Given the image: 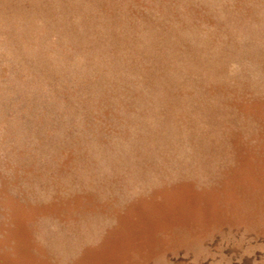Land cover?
<instances>
[{"label":"rangeland","instance_id":"374dc122","mask_svg":"<svg viewBox=\"0 0 264 264\" xmlns=\"http://www.w3.org/2000/svg\"><path fill=\"white\" fill-rule=\"evenodd\" d=\"M0 264H264V0H0Z\"/></svg>","mask_w":264,"mask_h":264}]
</instances>
